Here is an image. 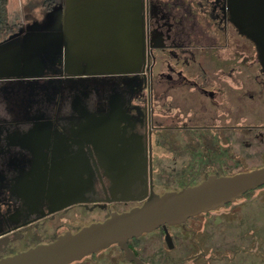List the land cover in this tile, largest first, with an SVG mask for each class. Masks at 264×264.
<instances>
[{
	"label": "flooded vegetation",
	"instance_id": "af4514ba",
	"mask_svg": "<svg viewBox=\"0 0 264 264\" xmlns=\"http://www.w3.org/2000/svg\"><path fill=\"white\" fill-rule=\"evenodd\" d=\"M145 2L138 71L61 70L34 106L0 87V259L264 165V0ZM235 200L130 237L142 263L114 242L66 264H264V207Z\"/></svg>",
	"mask_w": 264,
	"mask_h": 264
},
{
	"label": "crops",
	"instance_id": "0c3cea01",
	"mask_svg": "<svg viewBox=\"0 0 264 264\" xmlns=\"http://www.w3.org/2000/svg\"><path fill=\"white\" fill-rule=\"evenodd\" d=\"M145 5V0H9L18 32L0 43V87L20 81L24 88L61 70H84L78 78L93 71H138L144 62L138 39ZM36 71L42 73L18 77Z\"/></svg>",
	"mask_w": 264,
	"mask_h": 264
},
{
	"label": "water",
	"instance_id": "95a60500",
	"mask_svg": "<svg viewBox=\"0 0 264 264\" xmlns=\"http://www.w3.org/2000/svg\"><path fill=\"white\" fill-rule=\"evenodd\" d=\"M138 45L144 60L145 7L142 36L138 39ZM111 71L119 70L105 72L112 73ZM66 72L68 74L85 73L84 70H66ZM39 73L41 74L42 71ZM39 73L37 71L24 73L18 77H33ZM263 184L264 165L233 174H211L198 183L178 190L166 191L163 194L153 192L142 205L128 211L114 213L106 220L93 223L75 233L67 232L50 243L40 244L3 257L0 259V264H66L114 242L125 247L130 258L142 263L128 247L127 241L130 237L152 230L161 224L182 222L191 215L234 201L245 192Z\"/></svg>",
	"mask_w": 264,
	"mask_h": 264
},
{
	"label": "rangeland",
	"instance_id": "374dc122",
	"mask_svg": "<svg viewBox=\"0 0 264 264\" xmlns=\"http://www.w3.org/2000/svg\"><path fill=\"white\" fill-rule=\"evenodd\" d=\"M197 6H193L194 10H196L199 13V15H202L201 9L199 7H197ZM43 16H45V14H42L40 17H43ZM46 16H47V14H46ZM42 82H45V84H49V83L50 84L51 83L64 84L65 86H67L69 84V82L62 81L60 79H54V80L53 79H44V80H42ZM73 82H75V81H72L71 83H73ZM19 84L22 85V82L17 81V82H11L10 83V85L13 87L14 90L16 88L20 87ZM24 85L28 86V84H24ZM37 86H38V83L33 84L32 87L30 86L29 94L27 93V94H25V96L17 98L15 100H20L22 98L26 99V97H29L30 95H32L31 97H29V103H32L30 106L36 105L34 103L36 102V100L38 101L40 97L43 98L42 100H45L46 99V95H45V91L43 90V87H41L42 85L39 86V88H34V87H37ZM64 90L65 89H63L62 91H64ZM47 91L50 92V88L49 87H46V94H47ZM54 91H55V89H54ZM62 91H59L57 89L56 94L60 95L61 94L60 92H62ZM15 93H16V95H21V94H24L26 92L24 91L23 86H21ZM34 98H36V99H34ZM47 98H48V96H47ZM31 112H33V111H31ZM3 113H5V109H4V106L0 104V116H2ZM255 192L257 194L255 195L254 199L251 202H247L245 200V198H238V199L235 200V204H232V205L233 206L252 207V208H256V209L264 207V186L259 187L258 189L255 190ZM219 209L221 210L222 206L221 207L219 206Z\"/></svg>",
	"mask_w": 264,
	"mask_h": 264
},
{
	"label": "trees",
	"instance_id": "16d2710c",
	"mask_svg": "<svg viewBox=\"0 0 264 264\" xmlns=\"http://www.w3.org/2000/svg\"><path fill=\"white\" fill-rule=\"evenodd\" d=\"M8 4L9 0H0V42L18 32L17 25L10 21ZM262 186L264 184L259 187ZM259 187L245 192L244 195L249 196L251 195L250 193H255V190ZM228 203H231V201Z\"/></svg>",
	"mask_w": 264,
	"mask_h": 264
}]
</instances>
